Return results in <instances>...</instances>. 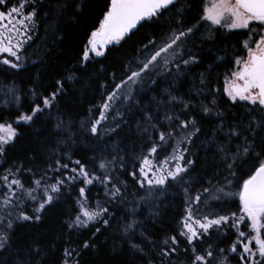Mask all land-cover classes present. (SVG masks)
Listing matches in <instances>:
<instances>
[{"label": "snow or ice", "instance_id": "1", "mask_svg": "<svg viewBox=\"0 0 264 264\" xmlns=\"http://www.w3.org/2000/svg\"><path fill=\"white\" fill-rule=\"evenodd\" d=\"M87 2L0 0V54L8 57L0 60L6 66L0 71L21 69L20 54L41 22L46 35L60 42L62 25L79 23ZM157 22L159 39L148 37L122 76L113 72L99 84L101 102L86 117L64 110L74 103L70 93L77 84L89 86L88 67L96 58L127 42L138 26ZM256 22L264 25V0H107L82 55L61 70L50 91H39L38 70L25 109L15 85L6 87L0 95V255L12 248L19 229L74 199L64 221L69 241L57 260L49 259L55 242L46 247L31 239L4 264H80L114 221L123 245L143 264H264V28ZM205 51H214V58L181 92L184 80L204 64ZM221 64L222 87L221 73L214 76ZM53 115L47 158L35 167L37 154L12 159L19 128L39 131L37 124L47 125ZM133 117L137 140L129 152L121 132L132 130ZM113 136L109 145L106 138ZM86 142L102 147L77 157L74 147ZM47 143L41 138L45 149ZM97 186L104 199L93 204ZM171 189L183 192V209L177 226L157 237L152 226L163 223V198ZM230 200L237 201L236 211ZM144 207L151 225L140 218ZM84 230L87 238L72 241Z\"/></svg>", "mask_w": 264, "mask_h": 264}, {"label": "trees", "instance_id": "2", "mask_svg": "<svg viewBox=\"0 0 264 264\" xmlns=\"http://www.w3.org/2000/svg\"><path fill=\"white\" fill-rule=\"evenodd\" d=\"M107 0H88L87 7L82 8V15L80 16L79 23H73L71 21L64 23L63 26V38L60 42L54 43L51 34L45 33V25L43 22L39 23L36 29L31 33L32 40L25 44V51L21 55L19 63L21 64V69L14 70L9 69L7 72L0 71V95L6 87L10 88L13 85L18 90V94L21 96V101L26 109L28 107L30 97L28 96L29 90L36 86L34 84V79L39 70L40 80L39 91L43 92L45 90L50 91L54 87V78L58 77L61 70L65 67H71L74 62L82 55L83 46L87 43V36L90 34V30L95 23H97V18L101 17L102 10L106 4ZM162 22L157 23H145L143 27L138 26V29L134 31L135 34H130V39L127 42L122 41L121 45L109 46L104 57H98L93 61L88 67V74L91 75V80H89V86L87 88H82L80 84L76 85L75 90L71 91L72 99L74 103L64 105V110L66 112L70 111L71 114L77 118L81 119L86 117L87 109L91 105L99 104L101 102V89L99 84L105 80L110 79V74L115 72L117 77L124 74L125 66L128 61L134 60L137 56V50L140 48L142 43L147 42V38L155 35L159 39ZM255 26L259 30L260 27L255 23ZM228 41L223 43L218 42L216 47H223ZM231 43H235L233 39ZM223 55L224 53H219ZM214 51H205L203 53L204 64L200 67L194 68L192 76L184 80L180 91L187 93L189 87L191 86L194 79L198 80V73L203 71L207 64L214 58ZM231 56V52L229 53ZM8 58L6 55L0 57ZM14 59V58H12ZM98 61V62H97ZM101 65L103 67H101ZM2 63H0V69L5 68ZM226 65L221 64L219 68L215 69L214 76L216 73H221L219 79L217 80V86L223 85V75ZM161 85H164V81L161 80ZM155 88V85H149L146 83L145 88ZM153 93L147 91V96H151ZM195 96V92L192 93ZM14 111V108L12 109ZM55 115V113H54ZM54 115L51 120L48 121L47 125L37 124L39 131L29 127L21 126L19 131L21 133L20 138L16 142L15 148L9 153L12 159L17 157H28L33 154H37L36 165H40L43 159L47 158L46 151L51 149L53 146V137L49 133L54 131ZM7 118V117H5ZM134 117L130 120L132 124V130L125 129L121 132V137L125 142V146L131 152L133 143L137 140L134 129L135 124L132 122ZM2 122V121H0ZM204 131L207 133L210 131V126H207ZM47 138V148L41 146V138ZM109 145L116 138L113 136L111 138H106ZM203 139V137H201ZM200 141H197L199 144ZM87 144V146H86ZM80 143L74 147L73 151L77 157L87 153L91 156L94 152L98 153L102 145H94L91 142ZM137 151H139V146L137 145ZM165 153H161V157ZM203 159V155L201 156ZM12 161L9 160V163ZM196 173H193L195 176ZM132 181L129 179V186L131 189ZM92 203L95 204L97 200L101 202L104 199V192L102 188L97 186L91 192ZM74 199V194L72 197H68L66 200H62L55 207L47 213L45 219L36 225H31L23 227L17 231L16 236L12 242V248L3 255H0V264H4V261H14L16 256V248L20 245L27 244L29 240L36 239L40 244L49 247L53 242H55V250L49 252V259L57 260L61 253L63 247L69 241L68 230L64 227V221L66 219V214L69 209V201ZM165 207L162 210V224L153 225L152 230L154 235L157 237L161 236L164 232H169L172 228L177 226V221L179 219L180 213L183 209V192L171 189L166 197L163 198ZM129 200H132V196L129 195ZM229 205L232 211L237 210V201H229ZM118 216L123 215V211H117ZM149 216V209L144 207L141 209V219H144V223L151 225V221L146 219ZM85 235L82 237H77L75 233L71 235L72 241H78L79 239L87 238L88 230H84ZM120 226L114 221L112 228L108 230L105 235L100 236L97 241V248L85 250L80 259V264H143L142 260L137 259L136 256L132 255L127 245H123L122 241L119 239ZM216 243L215 240L212 241ZM227 244L225 241L224 245ZM115 245V250L113 248ZM184 260V257H180V261ZM177 264H180L177 261ZM235 264V261L232 262Z\"/></svg>", "mask_w": 264, "mask_h": 264}, {"label": "rangeland", "instance_id": "3", "mask_svg": "<svg viewBox=\"0 0 264 264\" xmlns=\"http://www.w3.org/2000/svg\"><path fill=\"white\" fill-rule=\"evenodd\" d=\"M256 24L259 25L260 28H264V25H260L259 22H256ZM6 55L7 56V53H4V54H0V57Z\"/></svg>", "mask_w": 264, "mask_h": 264}, {"label": "water", "instance_id": "4", "mask_svg": "<svg viewBox=\"0 0 264 264\" xmlns=\"http://www.w3.org/2000/svg\"><path fill=\"white\" fill-rule=\"evenodd\" d=\"M135 31V30H134Z\"/></svg>", "mask_w": 264, "mask_h": 264}]
</instances>
